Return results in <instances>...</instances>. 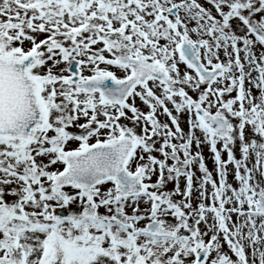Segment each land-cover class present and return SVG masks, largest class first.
<instances>
[{"label":"snow or ice","instance_id":"6c2138e0","mask_svg":"<svg viewBox=\"0 0 264 264\" xmlns=\"http://www.w3.org/2000/svg\"><path fill=\"white\" fill-rule=\"evenodd\" d=\"M0 264H264V0H0Z\"/></svg>","mask_w":264,"mask_h":264},{"label":"rangeland","instance_id":"374dc122","mask_svg":"<svg viewBox=\"0 0 264 264\" xmlns=\"http://www.w3.org/2000/svg\"><path fill=\"white\" fill-rule=\"evenodd\" d=\"M206 155H207V153H206Z\"/></svg>","mask_w":264,"mask_h":264}]
</instances>
